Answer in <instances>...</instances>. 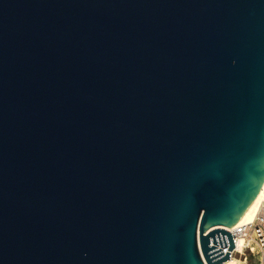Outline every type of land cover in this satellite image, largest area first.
Segmentation results:
<instances>
[{
    "label": "water",
    "instance_id": "1",
    "mask_svg": "<svg viewBox=\"0 0 264 264\" xmlns=\"http://www.w3.org/2000/svg\"><path fill=\"white\" fill-rule=\"evenodd\" d=\"M264 178V0H0V264H220Z\"/></svg>",
    "mask_w": 264,
    "mask_h": 264
},
{
    "label": "built area",
    "instance_id": "2",
    "mask_svg": "<svg viewBox=\"0 0 264 264\" xmlns=\"http://www.w3.org/2000/svg\"><path fill=\"white\" fill-rule=\"evenodd\" d=\"M227 230L234 244L229 257L237 256L241 264H246L250 258L252 264H264V195L250 221Z\"/></svg>",
    "mask_w": 264,
    "mask_h": 264
},
{
    "label": "bare ground",
    "instance_id": "3",
    "mask_svg": "<svg viewBox=\"0 0 264 264\" xmlns=\"http://www.w3.org/2000/svg\"><path fill=\"white\" fill-rule=\"evenodd\" d=\"M264 195V178L254 195L253 199L250 201V203L247 205L245 210L242 212V214L229 226H219L224 227L226 229H232L239 223H245L250 221L253 216L255 215L256 211L258 210V207L260 205V202ZM220 264H241L240 259L236 256H232L221 262Z\"/></svg>",
    "mask_w": 264,
    "mask_h": 264
},
{
    "label": "rangeland",
    "instance_id": "4",
    "mask_svg": "<svg viewBox=\"0 0 264 264\" xmlns=\"http://www.w3.org/2000/svg\"><path fill=\"white\" fill-rule=\"evenodd\" d=\"M235 257H236V256H235ZM251 262H252V259L250 258V259L247 261L246 264H252Z\"/></svg>",
    "mask_w": 264,
    "mask_h": 264
}]
</instances>
